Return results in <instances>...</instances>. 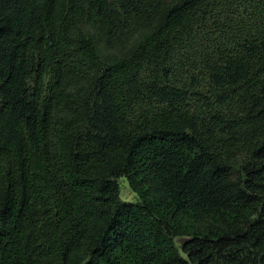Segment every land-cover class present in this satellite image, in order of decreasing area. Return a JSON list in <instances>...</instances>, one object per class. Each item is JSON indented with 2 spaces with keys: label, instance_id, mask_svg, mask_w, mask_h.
Listing matches in <instances>:
<instances>
[{
  "label": "trees",
  "instance_id": "16d2710c",
  "mask_svg": "<svg viewBox=\"0 0 264 264\" xmlns=\"http://www.w3.org/2000/svg\"><path fill=\"white\" fill-rule=\"evenodd\" d=\"M0 264H264V0H0Z\"/></svg>",
  "mask_w": 264,
  "mask_h": 264
},
{
  "label": "rangeland",
  "instance_id": "374dc122",
  "mask_svg": "<svg viewBox=\"0 0 264 264\" xmlns=\"http://www.w3.org/2000/svg\"><path fill=\"white\" fill-rule=\"evenodd\" d=\"M120 184V196L124 200L136 201L139 199L138 193L135 192L129 185V181L126 176L119 177Z\"/></svg>",
  "mask_w": 264,
  "mask_h": 264
}]
</instances>
